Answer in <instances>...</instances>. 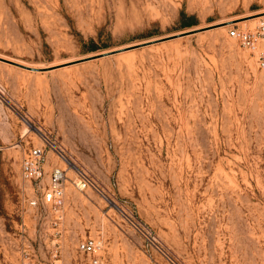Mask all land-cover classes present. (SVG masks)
I'll return each instance as SVG.
<instances>
[{
	"label": "rangeland",
	"instance_id": "obj_1",
	"mask_svg": "<svg viewBox=\"0 0 264 264\" xmlns=\"http://www.w3.org/2000/svg\"><path fill=\"white\" fill-rule=\"evenodd\" d=\"M263 16L264 0H0V264H90L88 239L106 264H264V71L229 34ZM40 131L94 184L68 171L58 226L21 170ZM61 165L50 153L45 183Z\"/></svg>",
	"mask_w": 264,
	"mask_h": 264
},
{
	"label": "built area",
	"instance_id": "obj_2",
	"mask_svg": "<svg viewBox=\"0 0 264 264\" xmlns=\"http://www.w3.org/2000/svg\"><path fill=\"white\" fill-rule=\"evenodd\" d=\"M230 36L239 42L242 49L248 51L256 60L259 69L264 71V19H261L256 30H241L238 27H232ZM40 139L42 145L32 147L24 156L21 170L24 180L31 183L34 187V193L40 194V197L35 196L30 204L33 207H37L42 203L51 207L56 216V223L59 225L64 217V208L66 205V193L68 183V171L72 170L77 173V177L73 182V185L79 191H85L93 188L92 179L86 174L83 175L67 157L63 147L53 140L49 133L40 131ZM50 153L54 154L60 161L61 166H56L51 172L49 180L45 183V167L49 160ZM64 165V167H62ZM103 242L99 239L83 240L79 243L78 250L90 257V264H106L102 258L101 253L103 251ZM59 256V250H56L55 257ZM26 260L25 264H41L39 262L32 263Z\"/></svg>",
	"mask_w": 264,
	"mask_h": 264
},
{
	"label": "trees",
	"instance_id": "obj_3",
	"mask_svg": "<svg viewBox=\"0 0 264 264\" xmlns=\"http://www.w3.org/2000/svg\"><path fill=\"white\" fill-rule=\"evenodd\" d=\"M180 23H181L182 28H192L198 24V21H197L196 17L189 16L187 13L181 12ZM101 37L102 36L100 34L99 39H98L99 42H102ZM79 42H80L83 50H85L86 52H96L99 49L108 47V45H106L105 43H102V45H99V43H97L96 40H94V39H90L88 41H84L83 39H80Z\"/></svg>",
	"mask_w": 264,
	"mask_h": 264
},
{
	"label": "water",
	"instance_id": "obj_4",
	"mask_svg": "<svg viewBox=\"0 0 264 264\" xmlns=\"http://www.w3.org/2000/svg\"><path fill=\"white\" fill-rule=\"evenodd\" d=\"M228 24H231V23H225V24H221V25H216V26H211V27H208V28H205V29H201V30H193V31H189V32H186V33H183L181 35H176L174 37H170L168 39H174V38H181V37H187V36H191V35H196L198 33H202V32H206V31H210V30H213V29H216V28H219V27H222V26H227ZM168 39H162L160 41H165V40H168ZM156 42H159V41H156ZM155 43V42H154ZM149 44H152V43H146L144 45H140V46H136V47H141V46H146V45H149ZM136 47H130L128 49H124V50H120V51H112V52H108V53H103L101 55H97V56H94V57H90L86 60H96V59H101V58H105V57H109V56H112V55H115V54H118L120 52H123V51H126V50H132ZM2 60V59H1ZM17 65V64H15ZM18 66H21V65H18ZM23 67V66H21Z\"/></svg>",
	"mask_w": 264,
	"mask_h": 264
},
{
	"label": "bare ground",
	"instance_id": "obj_5",
	"mask_svg": "<svg viewBox=\"0 0 264 264\" xmlns=\"http://www.w3.org/2000/svg\"><path fill=\"white\" fill-rule=\"evenodd\" d=\"M263 18H264V16H263V17H260V18H254V19L248 20V21H246V22H244V23H252V24H254V23H256L259 19H263Z\"/></svg>",
	"mask_w": 264,
	"mask_h": 264
}]
</instances>
